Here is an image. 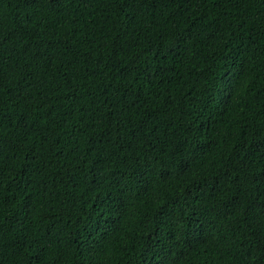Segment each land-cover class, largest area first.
Returning a JSON list of instances; mask_svg holds the SVG:
<instances>
[{
	"label": "trees",
	"instance_id": "16d2710c",
	"mask_svg": "<svg viewBox=\"0 0 264 264\" xmlns=\"http://www.w3.org/2000/svg\"><path fill=\"white\" fill-rule=\"evenodd\" d=\"M0 264H264V0H0Z\"/></svg>",
	"mask_w": 264,
	"mask_h": 264
}]
</instances>
